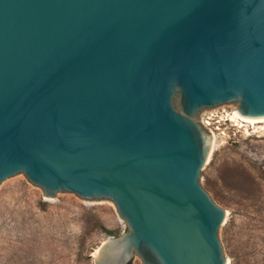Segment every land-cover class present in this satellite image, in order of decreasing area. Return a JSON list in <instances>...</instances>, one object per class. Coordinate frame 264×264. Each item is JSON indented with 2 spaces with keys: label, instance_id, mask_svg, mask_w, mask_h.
<instances>
[{
  "label": "water",
  "instance_id": "1",
  "mask_svg": "<svg viewBox=\"0 0 264 264\" xmlns=\"http://www.w3.org/2000/svg\"><path fill=\"white\" fill-rule=\"evenodd\" d=\"M264 117V0H0V184L109 200L94 264H226L198 114Z\"/></svg>",
  "mask_w": 264,
  "mask_h": 264
},
{
  "label": "rangeland",
  "instance_id": "2",
  "mask_svg": "<svg viewBox=\"0 0 264 264\" xmlns=\"http://www.w3.org/2000/svg\"><path fill=\"white\" fill-rule=\"evenodd\" d=\"M235 109L229 103L198 114L207 132L218 128L200 184L226 211L218 230L226 264H264V123L235 126L227 116ZM126 227L112 201L68 192L46 198L22 176L0 184V264H94L100 245L116 237L105 231L121 235Z\"/></svg>",
  "mask_w": 264,
  "mask_h": 264
},
{
  "label": "bare ground",
  "instance_id": "3",
  "mask_svg": "<svg viewBox=\"0 0 264 264\" xmlns=\"http://www.w3.org/2000/svg\"><path fill=\"white\" fill-rule=\"evenodd\" d=\"M227 116H228L229 121H231L235 126H239V127H245L246 125H255V124L264 123V117H260V118L243 117L237 113L236 109L231 114H229V115L227 114ZM203 124H204V126H211L212 125V123L208 122V121L204 122ZM214 130H218V128L210 130V134L212 135L211 154H212V150L215 147L216 139H217V134L215 133ZM211 154H210V156H211ZM210 156H209V159H210ZM209 159H208V161H209ZM208 161H207V163H208ZM98 250H99V248L95 252V257H96Z\"/></svg>",
  "mask_w": 264,
  "mask_h": 264
},
{
  "label": "trees",
  "instance_id": "4",
  "mask_svg": "<svg viewBox=\"0 0 264 264\" xmlns=\"http://www.w3.org/2000/svg\"><path fill=\"white\" fill-rule=\"evenodd\" d=\"M108 235H111V236H119V233L118 232H115V231H105Z\"/></svg>",
  "mask_w": 264,
  "mask_h": 264
}]
</instances>
